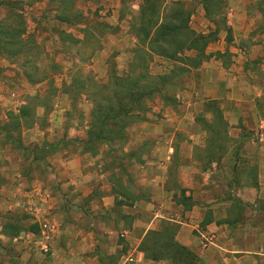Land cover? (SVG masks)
I'll use <instances>...</instances> for the list:
<instances>
[{
	"label": "crops",
	"instance_id": "crops-1",
	"mask_svg": "<svg viewBox=\"0 0 264 264\" xmlns=\"http://www.w3.org/2000/svg\"><path fill=\"white\" fill-rule=\"evenodd\" d=\"M135 1L144 22L140 3L145 0ZM179 1L166 0L171 6ZM193 1L199 5L188 16L190 28H180L178 10L175 22L168 21L169 5L162 6L165 14L151 29L152 35L161 34L164 23H175L168 28L179 36L183 30L213 35L204 49L206 61L199 62L191 54L198 49H190L194 64L175 96L176 113L163 95L157 96L160 92L150 90L152 103L136 94L137 108L126 111L123 122V109L103 112L101 94L76 108L72 123L66 109L57 108L51 112L55 122L43 129L35 122L25 127L5 119L3 130L16 125L20 136L14 145L0 137L9 148L53 144L56 151L43 160L40 173L33 155L13 158L15 148L9 155L0 149V264H101L103 259L175 264L146 246L167 227H173L172 248L190 251L199 264H249L246 259L262 248L249 229L264 217V14L255 10L264 9V0ZM30 32L37 33H25ZM119 35L133 38L130 50L139 41L136 32L120 30ZM55 62L73 66L63 58ZM71 77L54 75L59 83ZM212 103L215 109H204ZM28 113L32 117L34 109ZM114 121L119 126L114 128ZM40 218L56 226L51 255L45 257L29 246L36 242Z\"/></svg>",
	"mask_w": 264,
	"mask_h": 264
},
{
	"label": "rangeland",
	"instance_id": "rangeland-1",
	"mask_svg": "<svg viewBox=\"0 0 264 264\" xmlns=\"http://www.w3.org/2000/svg\"><path fill=\"white\" fill-rule=\"evenodd\" d=\"M57 2L59 3L36 4L34 0H0V16L3 15L0 17V137L10 139L14 145L12 141H16L20 136L15 132L16 125L12 130L8 128L6 131L3 130L8 121L25 127H31L35 122L43 129L49 123L55 122L51 115L55 108L66 109L67 122H75L78 116L76 108L78 110L80 106L85 105V101H94L97 94H101L99 105L103 112L109 109L114 110L112 112L123 109L121 114L125 117L121 119L122 122L127 120L126 111L137 108L136 94L142 93L139 95L146 97V103H152L150 93H147L150 90L160 92L157 96H164L168 105L173 107V113L179 110L175 96L181 91L186 77L191 75L188 67L194 64L195 54L199 56V62L207 60L204 49L213 39V35L207 37L193 35L192 39L193 37L198 39L197 42H193L198 52L189 56L188 45L185 49L186 44L191 42L189 36L169 33L168 26H176L175 23H164L167 27L164 33L155 35L151 33V29L159 21L160 14L163 12L165 14L162 6L170 5L166 0H145L140 3L141 16L144 15L143 11L147 16L144 22L135 7L138 4L135 0L121 2L57 0ZM197 5L199 4L193 0H181L178 6L170 5L169 12L172 13L169 15L167 12L166 15L171 16L168 21L175 22L173 12L178 10L182 13L180 22L183 25L181 23L180 28H190L189 17L195 13ZM23 6L28 7L25 9ZM217 6L220 7V4ZM24 9L28 11L27 14ZM255 10L258 14H264V9L260 6ZM222 21V18L215 21L217 28L221 27ZM30 29H35L37 33L26 34V30ZM120 30L130 34L136 32L139 41L134 43L135 47H131L132 50L129 46L133 38L120 36ZM62 58L71 60L73 66L67 68L63 67L62 62H55ZM129 58L131 62L128 63ZM38 60L41 62H37ZM59 73L72 76V81L59 83L54 78V75ZM14 94H18V97L16 98L17 95ZM114 97L116 104L113 103ZM215 107L216 105L212 103L204 109ZM30 108L34 109L32 115L34 119L28 113ZM117 122L112 123L114 128L119 126ZM121 136L117 134L114 137L121 138V141L125 140ZM102 138L103 136L100 139ZM10 148L5 142L0 141L3 153L9 155V150L13 151L12 148L17 150L13 158L16 154L33 155L37 159L36 166L40 173H43L46 167L43 160L56 151L53 144H42L38 149L16 143V146ZM233 165L236 169L237 165ZM235 208L238 215L239 208ZM254 219L252 215L249 221L252 222ZM261 220L249 229L262 246L257 250V254H252L253 259H246V263L249 264H264V217ZM41 221L43 219L40 218L35 238L39 236ZM172 230L173 227H167L161 237H152L146 245L147 248L150 247L175 264H199L190 251L172 248L169 240ZM34 240L29 246H32L34 252L40 253ZM49 253L46 256L51 255V251ZM154 255V252L149 253L151 258L155 257ZM101 264L111 262L103 259Z\"/></svg>",
	"mask_w": 264,
	"mask_h": 264
},
{
	"label": "built area",
	"instance_id": "built-area-1",
	"mask_svg": "<svg viewBox=\"0 0 264 264\" xmlns=\"http://www.w3.org/2000/svg\"><path fill=\"white\" fill-rule=\"evenodd\" d=\"M54 225L48 220H43L40 222V233L36 238V247L40 253L46 255L49 253V241L55 232Z\"/></svg>",
	"mask_w": 264,
	"mask_h": 264
},
{
	"label": "trees",
	"instance_id": "trees-1",
	"mask_svg": "<svg viewBox=\"0 0 264 264\" xmlns=\"http://www.w3.org/2000/svg\"><path fill=\"white\" fill-rule=\"evenodd\" d=\"M163 25H164V24H161V25L159 26V28L165 26V25H164V26H163ZM165 27H166V26H165ZM166 28H167V27H166ZM166 28H165V29H166ZM168 30H169V33H170V30H171V29L168 28ZM172 31H173V30H172ZM183 33H184V35H185L186 37L189 36L188 39L191 40V42H190L189 44H186L185 49H187L188 47H189V49L194 48L195 46H194L193 42H197L198 39H196L195 37H193V39H192V35H193V34H191V33L188 32V31H186V32L184 31ZM190 36H191V37H190ZM187 45H188V47H187ZM165 57H168V56H165Z\"/></svg>",
	"mask_w": 264,
	"mask_h": 264
}]
</instances>
